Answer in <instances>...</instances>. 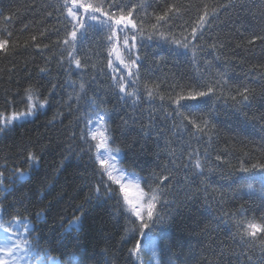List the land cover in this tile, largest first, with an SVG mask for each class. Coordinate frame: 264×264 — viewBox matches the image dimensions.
Instances as JSON below:
<instances>
[{
    "label": "snow or ice",
    "instance_id": "snow-or-ice-1",
    "mask_svg": "<svg viewBox=\"0 0 264 264\" xmlns=\"http://www.w3.org/2000/svg\"><path fill=\"white\" fill-rule=\"evenodd\" d=\"M153 4L156 9L161 10L153 9L150 13L149 9ZM228 6L236 7L234 0H229ZM219 7L222 6L207 3L197 5V18L190 27L189 34L177 39L171 33L166 35L161 29L169 25L173 17L187 14V10L178 3L166 2L162 6L157 0H61L55 10L67 21L64 39L62 42L58 41L66 46L63 49L66 56L62 54L56 62L62 68L65 60L68 63V68H64L69 75L66 83L73 92L65 103L70 114L75 115L76 127L71 130L69 139L72 143L65 149L68 155L62 158L60 168L64 167V160L73 156L82 160L86 156L88 162L84 165L80 179L85 182L84 187H87L88 192L81 203L71 205L74 209L71 217L57 211L59 228L52 227L45 232L36 227L33 217L36 223H48V214L55 206L49 202L44 207L43 201L54 187L50 180L58 177L60 168L56 169V174L52 177L45 175L40 179L43 150L37 151L34 147L22 146L18 155L23 159L18 163L13 160L11 167L7 163L9 158L5 157L6 162L0 165V264H113L107 249L97 252L93 248L90 252L81 244L86 235L85 221L90 212L94 208L105 206L108 214L117 223L124 222L122 243L134 241L128 249L129 264H205L207 258L202 257L192 246L188 247L187 252L182 246L179 251H173V246L169 243V232L175 227L178 217L183 216L185 211L192 210L201 191L205 193L204 199L207 203L210 177L206 174V168L209 174L213 171L206 160L207 153L204 162L199 151L195 149L187 152L186 148H181V155L177 156L176 149L166 143L164 151L170 157L167 163H156L155 167L138 164L135 157L150 151L146 143L140 144L137 152L135 146L139 144V140H133L122 147L121 143H117L115 135L117 129L122 135L126 131H134L130 128V122L135 125L136 116L132 115L127 119L120 117L121 123L114 129L112 125L115 123L116 110L107 109L106 105L110 100L106 97L115 96L119 103L130 106L133 113L138 106L145 103L152 105L159 99L163 104L167 99L170 106L174 105L172 111L167 113V118L173 120V128L187 129L190 126L194 129L193 135L200 133L208 136L209 141L212 138L209 133L216 131L218 115L225 109H231L233 114H242L247 122L248 113L244 109H251L256 102V89L243 81L230 84L233 78L228 74L227 64L223 69L217 68L213 75L208 71L212 67V61L205 60L203 72L197 66V71L200 72L197 80L188 85L174 83L167 97L161 93L160 83L141 77L143 61L139 49L144 47L145 39L152 41L154 36L158 37L171 45L169 55H184L193 41L204 40V33L211 21L218 18ZM240 7L243 8V5ZM47 15L51 16L52 12ZM0 17H3L5 23L12 19L11 15L5 16L3 11H0ZM147 18L154 20L151 23L152 32L145 29ZM237 23L241 21L238 19ZM56 31L59 33V29ZM184 31L188 29L185 28ZM90 32L102 33L100 43L103 45L107 64L98 71L103 73L104 67L110 70L112 84L104 94L93 92L89 97V84L82 76L79 83L70 77L74 70L87 68L78 52L80 45L90 39ZM40 35L43 36L44 33ZM12 36L11 31L0 30V52L6 56L15 53L16 44ZM36 39L35 35L31 36L32 41ZM257 40L264 43V34L254 32L247 44L254 45ZM193 47H199V43ZM224 47L223 42L213 38L208 45L211 50L208 54L212 55ZM180 49H184V52ZM214 58L220 59L218 55ZM155 59L159 61L163 57L156 56ZM259 67L264 68V64ZM252 71L250 69L248 74L251 75ZM39 72L49 73V69L41 67ZM91 80L95 82L96 77L93 76ZM57 88L58 84L51 83L48 94L45 95L39 85L29 84L24 89V108L14 110L10 115L0 113V134L7 135L14 129L17 121L35 118L42 110L47 109ZM73 95L76 101L74 110L71 103ZM260 97L264 99V87L261 88ZM81 101L84 103L81 104ZM189 101L195 103H188ZM221 101L223 104H220ZM62 116L63 112L57 111L49 123H54ZM149 116L151 118V113ZM259 119L264 120V114ZM140 132L144 137L151 136V132L145 131L143 127ZM157 147L159 148V144ZM125 148L132 152V160L128 159ZM185 152L187 161L182 162ZM216 159L220 160L221 157L217 156ZM181 170L184 172L183 181L177 179ZM239 171L250 175L237 178L236 186L232 188V198H241L245 194L248 199L256 197L264 208V161L251 163L250 166L241 162ZM173 182L177 185L184 183L189 189L184 201L179 204L168 199ZM25 187L27 192L23 191ZM9 196H13L11 201H8ZM37 196L40 199H36ZM72 199H79V195ZM217 203L220 214L214 220L217 227L224 226L231 244L221 242L215 249H211L214 258L211 264H264V214L250 216L243 207L234 212L224 211V193H221ZM37 206H40V210L33 213L32 209ZM166 208L170 209L167 213L164 212ZM208 208L211 210L210 205ZM202 231L207 233V227ZM145 255L147 261L142 259Z\"/></svg>",
    "mask_w": 264,
    "mask_h": 264
},
{
    "label": "trees",
    "instance_id": "trees-1",
    "mask_svg": "<svg viewBox=\"0 0 264 264\" xmlns=\"http://www.w3.org/2000/svg\"><path fill=\"white\" fill-rule=\"evenodd\" d=\"M60 2L61 0H0V11H3L5 16H12L9 23H5L3 17H0V30L11 31L12 40L16 44L14 54L6 56L0 52V113L10 115L14 110H22L24 89L29 84L39 85L45 95L48 94L51 83L58 84L55 95L51 98V105L47 109L42 110L35 118L29 117L25 121H17L14 129L7 135L0 134V165L6 162L5 157L9 158L7 161L9 167L13 160L18 163L23 159L18 155L22 146L34 147L37 151L43 150L40 179H43L45 175L52 177L56 174L62 158L68 155L65 149L72 143L69 136L71 130L76 127L75 115L70 114L65 103L68 101L69 94L73 92L66 83L69 75L64 68H68V63L65 60L62 68L56 62L62 54L66 56V52L63 51L66 46L58 43L64 39L67 25L64 16L55 10ZM166 2L178 3L187 10L186 15L173 17L169 25L161 29L166 35L171 33L177 39L189 34L190 27L197 18V5L207 3L222 7L218 8V18L212 20L205 31L204 40L193 41L184 55H169L171 45L158 37L154 36L152 41L145 39L144 47L139 49L143 61L140 70L142 79L151 78L160 83L161 93L167 97L174 83L188 85L197 80L200 72L205 70V60L212 61V67L208 71L213 75L217 68L223 69L227 64L228 74L233 78L230 84L243 81L256 89V102L251 109H244L248 113V121L245 122L242 114H233L231 109H225L218 115L216 131L209 133L212 137L209 141L208 136L200 133L193 135L194 129L190 126L187 129L173 128V120L167 118V113L172 111L174 105L170 106L167 99L163 104L159 99L152 105L145 103L138 106L133 113L130 106L119 103L115 96H107L106 99L110 100V103L106 107L110 111L116 110L115 123L112 125L114 129H117V125L121 123L120 117L127 119L129 116H136V124L131 125L130 122V128L134 131H126L122 135L117 129L115 135L117 143H121L122 147L133 140H139V144L135 146L137 152L139 145L146 143L150 151L135 157L140 165L155 167L156 163H167L170 157L164 151L166 143H170L176 149L177 156L181 155V148H186L187 152L195 149L199 151L201 160L204 162L205 153H207L206 160L213 169L209 174L206 168V174L210 177L207 203L204 199L205 193L201 191L198 202L192 206V210L185 211L183 216L177 218L175 227L169 232V243L173 246V251H179L182 246L187 252L188 247L192 246L202 257L207 258L205 264H211L214 259L211 249H215L221 242L231 244L224 226L217 227L214 220V217L220 214L217 210V202L221 198V193H224L226 197L224 211L234 212L243 207L250 216L264 214V208L258 198L248 199L246 194L241 198H232V188L236 186L237 178L250 175L239 171L241 162H244L245 166H250L251 163L264 161V130H262L264 120L259 119L264 114V99L260 97L261 88L264 87V79H261L264 76V68L259 67L264 64V43L257 40L254 45L247 44V40L254 32L264 34L261 32V29H264V0H234L236 7L228 6L229 0H157V3L162 6ZM240 5H243V8ZM153 9H156L155 4L149 12L151 13ZM160 10L156 9V11ZM48 12H52V15L48 16ZM238 19L241 23H237ZM153 22L151 18L145 19L144 26L147 32H152L151 23ZM25 25H27L26 29ZM185 28L188 31H184ZM42 32L43 36L40 35ZM33 35L37 37L36 41L31 40ZM89 36L90 39L80 45L78 52L79 58L87 65V68L74 70L70 78L79 83L82 76L83 80L89 84L87 96L90 97L93 92L104 94L110 89L112 81L110 70L106 67L103 73L98 71L100 67L107 64L106 54L100 43L102 33L90 32ZM213 38H218L225 47L209 55L211 50L208 45L212 43ZM197 43L199 47L194 48L193 46ZM201 48L204 50L201 51ZM180 51L184 52V49ZM217 55L220 57L219 60L214 58ZM156 56L163 59L157 61ZM49 60L51 62L47 63ZM93 65H96V68H93ZM197 66L200 72L197 71ZM41 67H47L50 74L40 73ZM72 67L74 69V65ZM250 69H253L251 75L248 74ZM93 76L96 77L95 82L91 80ZM71 103L74 110L76 107L74 95ZM80 103L83 104L84 101ZM220 104H223V101ZM57 111L63 112V116L50 124L49 121ZM141 127L145 131H150L151 136L144 137L140 132ZM76 143L78 144L79 141L77 140ZM125 151L128 153V159L132 160V152L127 148ZM187 152L184 153L182 162L187 161ZM217 156L221 159L217 160ZM87 162L86 156L82 160L73 156L63 161L64 167L60 168L55 180H50L54 187L49 190L50 194L43 201L44 207L52 202L55 206L54 210L48 214L47 224L36 223L33 217L36 227L45 232L52 227L59 228L60 219L56 215L57 211H62L65 216L71 217L74 211L71 205L81 203L88 192L87 187H84L85 182L80 179ZM88 175L91 176L90 170ZM183 176L184 172L181 170L177 174V179L183 181ZM256 186L259 187V185ZM188 190L186 184L177 185L173 182L168 195L169 201H174L175 204L183 202ZM23 191L27 192V187ZM77 195L79 199L73 200L72 198ZM61 197H63L62 200ZM12 199L13 196L8 197V201ZM36 199L40 197L37 196ZM209 205L211 210L208 208ZM39 210L40 206H37L32 209V212ZM168 211L170 209H164L165 213ZM123 224V221L117 223L116 219L108 214L107 206L94 208L85 221L86 235L82 238L81 244L90 252L93 248L97 252L107 249L113 264H129L128 249L134 241L122 243ZM205 227L208 229L207 233L202 231ZM142 259L147 261V256H143Z\"/></svg>",
    "mask_w": 264,
    "mask_h": 264
}]
</instances>
